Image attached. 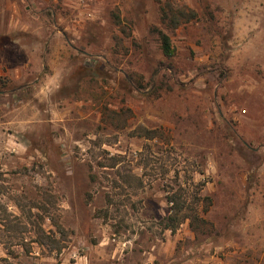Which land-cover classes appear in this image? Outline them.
Segmentation results:
<instances>
[{
	"label": "rangeland",
	"instance_id": "rangeland-1",
	"mask_svg": "<svg viewBox=\"0 0 264 264\" xmlns=\"http://www.w3.org/2000/svg\"><path fill=\"white\" fill-rule=\"evenodd\" d=\"M263 164L264 0H0V264H264Z\"/></svg>",
	"mask_w": 264,
	"mask_h": 264
},
{
	"label": "trees",
	"instance_id": "trees-1",
	"mask_svg": "<svg viewBox=\"0 0 264 264\" xmlns=\"http://www.w3.org/2000/svg\"><path fill=\"white\" fill-rule=\"evenodd\" d=\"M165 17H166V15L164 14L162 16V20L163 21L165 20ZM157 33H158V40H159V43H160V50H161L163 56H165L167 58H170L171 56H173L174 51H173V48L171 46V42H170L169 36L164 34L161 31H157ZM170 202L173 203V200L170 199ZM177 207L178 206H174V208H172V210L173 209L174 210L177 209ZM178 209H179V207H178ZM194 219L196 221H201L202 223H205V220H202V219L198 218L197 216H195ZM168 220L170 221L171 219L168 218ZM190 222H192V221H190Z\"/></svg>",
	"mask_w": 264,
	"mask_h": 264
},
{
	"label": "crops",
	"instance_id": "crops-1",
	"mask_svg": "<svg viewBox=\"0 0 264 264\" xmlns=\"http://www.w3.org/2000/svg\"><path fill=\"white\" fill-rule=\"evenodd\" d=\"M260 171H262V174H264V164H263L262 167L260 168Z\"/></svg>",
	"mask_w": 264,
	"mask_h": 264
}]
</instances>
